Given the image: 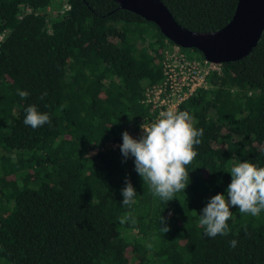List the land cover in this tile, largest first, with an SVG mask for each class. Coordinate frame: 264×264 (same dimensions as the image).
Masks as SVG:
<instances>
[{
  "label": "trees",
  "instance_id": "16d2710c",
  "mask_svg": "<svg viewBox=\"0 0 264 264\" xmlns=\"http://www.w3.org/2000/svg\"><path fill=\"white\" fill-rule=\"evenodd\" d=\"M161 1L198 32L225 26L238 2ZM0 34V264H264V210L253 217L230 205L229 232L215 238L199 224L210 198L226 196L233 166L264 167V29L248 55L221 63L178 106L203 135L188 186L167 203L133 157L122 163L120 147L89 153L160 118L145 92L162 81L174 43L114 0H0ZM31 105L51 125L26 126ZM128 213L135 224L119 222Z\"/></svg>",
  "mask_w": 264,
  "mask_h": 264
},
{
  "label": "clouds",
  "instance_id": "9594fccd",
  "mask_svg": "<svg viewBox=\"0 0 264 264\" xmlns=\"http://www.w3.org/2000/svg\"><path fill=\"white\" fill-rule=\"evenodd\" d=\"M21 99L28 97L29 93L17 89ZM46 95V93H45ZM24 124L33 129L44 124L51 125L47 113H41L35 105L25 109ZM193 117L187 111L167 110L160 113V118L149 125L142 124V134L133 138L128 131L122 133L120 151L123 162L129 157L134 158L135 171L148 185L149 190L158 196L161 201H171L176 193L184 192L189 184V172L186 166L197 156L194 146L199 145V137L203 129L193 127ZM231 183L225 194H216L211 197L202 209L199 224L204 226V235L215 238L227 235L229 232L227 221L232 215L230 205L238 207L240 213L259 216L264 210V167H256L249 162H241L230 169ZM122 205L131 207L136 196L135 189L130 180L125 178V187L121 189ZM136 223L135 217L128 213L120 219L124 224L128 220ZM166 218L161 216V231H169ZM236 240L230 241L235 247Z\"/></svg>",
  "mask_w": 264,
  "mask_h": 264
},
{
  "label": "water",
  "instance_id": "95a60500",
  "mask_svg": "<svg viewBox=\"0 0 264 264\" xmlns=\"http://www.w3.org/2000/svg\"><path fill=\"white\" fill-rule=\"evenodd\" d=\"M119 7L153 22L175 45L196 49L213 63L235 61L248 55L264 29V0H238L231 20L210 32L181 26L161 0H114Z\"/></svg>",
  "mask_w": 264,
  "mask_h": 264
},
{
  "label": "built area",
  "instance_id": "2783aa9c",
  "mask_svg": "<svg viewBox=\"0 0 264 264\" xmlns=\"http://www.w3.org/2000/svg\"><path fill=\"white\" fill-rule=\"evenodd\" d=\"M2 38L3 35L0 34V40ZM212 71L219 72L220 64L196 58L175 44L168 45L162 65L163 79L160 83L147 87L145 102L159 107V113L170 109L177 111L182 102L206 87L207 77ZM152 122L150 120L142 124L149 125ZM140 126L129 133L133 138L142 134ZM122 142V139L111 143L103 142L91 150L89 155H94L99 150H117Z\"/></svg>",
  "mask_w": 264,
  "mask_h": 264
},
{
  "label": "rangeland",
  "instance_id": "374dc122",
  "mask_svg": "<svg viewBox=\"0 0 264 264\" xmlns=\"http://www.w3.org/2000/svg\"><path fill=\"white\" fill-rule=\"evenodd\" d=\"M189 54H192V55H194V53L192 52V53H189Z\"/></svg>",
  "mask_w": 264,
  "mask_h": 264
}]
</instances>
